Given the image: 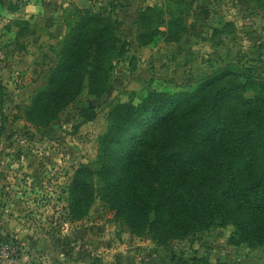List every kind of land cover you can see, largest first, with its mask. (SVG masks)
<instances>
[{"label": "rangeland", "instance_id": "374dc122", "mask_svg": "<svg viewBox=\"0 0 264 264\" xmlns=\"http://www.w3.org/2000/svg\"><path fill=\"white\" fill-rule=\"evenodd\" d=\"M147 9L162 22L142 47L146 30L133 23ZM88 15L114 22L106 95L96 99L85 87L47 126L31 123L27 108ZM246 70L244 97L264 98V0H0V264H264V248L237 243L231 225L162 247L132 235L100 200L80 221L70 215L74 172L96 167L119 106L175 102L208 77L242 83Z\"/></svg>", "mask_w": 264, "mask_h": 264}, {"label": "trees", "instance_id": "16d2710c", "mask_svg": "<svg viewBox=\"0 0 264 264\" xmlns=\"http://www.w3.org/2000/svg\"><path fill=\"white\" fill-rule=\"evenodd\" d=\"M153 15L147 9L134 20L146 30L142 47L157 34L151 27L162 22L161 12ZM114 30V22L99 15L80 18L59 48L46 86L26 110L31 123L47 126L85 87L96 99L106 95ZM243 78L237 83L224 75L208 77L175 102L150 97L139 108L119 106L96 167L81 165L74 172L72 220L86 217L100 200L132 235L150 237L158 246L231 225L237 243L264 248V98L246 99L243 92L252 83L247 70Z\"/></svg>", "mask_w": 264, "mask_h": 264}]
</instances>
